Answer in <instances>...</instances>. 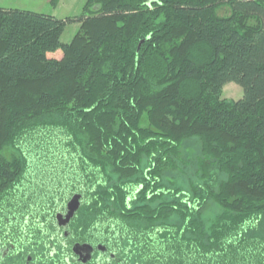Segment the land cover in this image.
Listing matches in <instances>:
<instances>
[{
    "label": "trees",
    "instance_id": "obj_1",
    "mask_svg": "<svg viewBox=\"0 0 264 264\" xmlns=\"http://www.w3.org/2000/svg\"><path fill=\"white\" fill-rule=\"evenodd\" d=\"M43 175L142 264H264V0L0 7V206Z\"/></svg>",
    "mask_w": 264,
    "mask_h": 264
},
{
    "label": "flooded vegetation",
    "instance_id": "obj_2",
    "mask_svg": "<svg viewBox=\"0 0 264 264\" xmlns=\"http://www.w3.org/2000/svg\"><path fill=\"white\" fill-rule=\"evenodd\" d=\"M53 188L14 191L8 205L0 206V264H142L131 243L119 239L107 221L95 223L86 210L91 187ZM74 196L79 206L66 220Z\"/></svg>",
    "mask_w": 264,
    "mask_h": 264
},
{
    "label": "rangeland",
    "instance_id": "obj_3",
    "mask_svg": "<svg viewBox=\"0 0 264 264\" xmlns=\"http://www.w3.org/2000/svg\"><path fill=\"white\" fill-rule=\"evenodd\" d=\"M85 0H0V7L30 10L38 13L53 15L57 18L73 17L83 14ZM219 14L228 13V9L222 8ZM80 23H68L61 35L62 42L71 40L74 33L79 29ZM222 97L225 99L236 100L242 96V88L234 82H228L223 86ZM56 160V159H55ZM63 165L68 163V159L60 161ZM52 176L47 175L40 179H34L33 183L41 186H49L54 190ZM56 184V183H55ZM63 190V188H61ZM60 190V189H59Z\"/></svg>",
    "mask_w": 264,
    "mask_h": 264
},
{
    "label": "water",
    "instance_id": "obj_4",
    "mask_svg": "<svg viewBox=\"0 0 264 264\" xmlns=\"http://www.w3.org/2000/svg\"><path fill=\"white\" fill-rule=\"evenodd\" d=\"M78 206H79L78 197L76 196L72 197V199L68 203V213L65 217L66 220L69 219L73 215L74 211L78 208Z\"/></svg>",
    "mask_w": 264,
    "mask_h": 264
}]
</instances>
